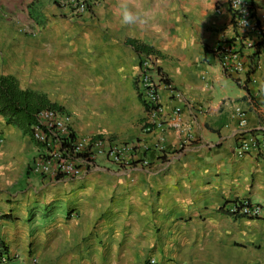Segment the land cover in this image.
<instances>
[{"label":"crops","instance_id":"1","mask_svg":"<svg viewBox=\"0 0 264 264\" xmlns=\"http://www.w3.org/2000/svg\"><path fill=\"white\" fill-rule=\"evenodd\" d=\"M63 2L0 0V76L63 107L78 136L137 142L149 164L103 158L77 179L44 178L32 170L40 146L0 115L6 264H264V213L223 210L235 200L264 209V158L236 152L238 109L264 134V52L246 51L249 74L224 72L213 49L240 37L229 0H127L148 13L130 26L119 20L120 0H99L75 20ZM254 7L264 27V0ZM43 14L63 18L41 26ZM128 40L157 52L154 66L174 89L160 88V126L149 134L144 55Z\"/></svg>","mask_w":264,"mask_h":264},{"label":"built area","instance_id":"2","mask_svg":"<svg viewBox=\"0 0 264 264\" xmlns=\"http://www.w3.org/2000/svg\"><path fill=\"white\" fill-rule=\"evenodd\" d=\"M99 0H64L63 7L70 19L75 20L87 14ZM229 8L234 19L238 36L233 42L222 44L213 49L222 69L229 75H238L251 66H246L244 55L252 51L251 57L264 52V27L255 17L254 0H229ZM153 56H144L140 63L138 87L140 97L153 115L154 120L145 125L143 132L149 134L153 127L160 126L155 120L162 113L160 88L165 85L174 91L171 83L167 84L165 75L154 66ZM239 141L238 156L254 153L264 158V134H258L248 128L243 110L238 109ZM32 139L40 146L39 156L33 165V172L53 180L77 179L84 172L96 168L99 160L130 168L136 163L148 166L145 158H138L137 142L116 143L110 139L78 136L74 130L70 114L58 110H46L38 115L37 124L32 127ZM4 143L0 132V146ZM159 147V146H158ZM227 216L232 218L260 219L264 209L261 205L248 200H235L223 207ZM2 215L0 214V221ZM7 263V258L3 260ZM147 264H157L152 259Z\"/></svg>","mask_w":264,"mask_h":264},{"label":"trees","instance_id":"3","mask_svg":"<svg viewBox=\"0 0 264 264\" xmlns=\"http://www.w3.org/2000/svg\"><path fill=\"white\" fill-rule=\"evenodd\" d=\"M128 45L140 55H158L152 47L139 41L128 40ZM166 82L170 83L167 79ZM46 110L65 111L43 94L21 89L19 81L13 76H0V115L6 119L7 123L31 135L32 127L37 124L38 115ZM4 258H7V261L11 259L8 245L0 238V264H4Z\"/></svg>","mask_w":264,"mask_h":264},{"label":"clouds","instance_id":"4","mask_svg":"<svg viewBox=\"0 0 264 264\" xmlns=\"http://www.w3.org/2000/svg\"><path fill=\"white\" fill-rule=\"evenodd\" d=\"M117 14L122 25L130 26L145 24L148 22V13L141 14L133 9L127 0H120L117 6Z\"/></svg>","mask_w":264,"mask_h":264},{"label":"rangeland","instance_id":"5","mask_svg":"<svg viewBox=\"0 0 264 264\" xmlns=\"http://www.w3.org/2000/svg\"><path fill=\"white\" fill-rule=\"evenodd\" d=\"M50 5H58L57 3H55V2H50ZM61 5V4H60ZM59 8V7H58ZM57 18H63V15H58V14H52V15H46V14H43V15H41V16H39V17H36L35 18V20L37 21V22H39L40 24H41V26H45V25H48L49 23H50V21H52V20H54V19H57ZM27 21H28V19H27ZM57 104V103H56ZM60 106V105H59ZM63 108V107H62ZM35 174V173H34ZM42 177H44V178H46L45 176H42ZM29 190H31V189H29ZM33 192H36V190L35 191H33ZM41 228H44V229H47V231L49 230V225H47V226H40Z\"/></svg>","mask_w":264,"mask_h":264}]
</instances>
